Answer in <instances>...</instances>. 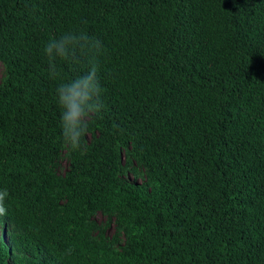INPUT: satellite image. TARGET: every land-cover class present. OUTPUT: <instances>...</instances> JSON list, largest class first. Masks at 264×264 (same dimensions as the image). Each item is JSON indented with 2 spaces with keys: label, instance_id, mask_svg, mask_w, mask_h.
I'll return each instance as SVG.
<instances>
[{
  "label": "trees",
  "instance_id": "obj_1",
  "mask_svg": "<svg viewBox=\"0 0 264 264\" xmlns=\"http://www.w3.org/2000/svg\"><path fill=\"white\" fill-rule=\"evenodd\" d=\"M70 29L104 43L77 154L42 55ZM0 60V264H264V0H0Z\"/></svg>",
  "mask_w": 264,
  "mask_h": 264
},
{
  "label": "clouds",
  "instance_id": "obj_2",
  "mask_svg": "<svg viewBox=\"0 0 264 264\" xmlns=\"http://www.w3.org/2000/svg\"><path fill=\"white\" fill-rule=\"evenodd\" d=\"M42 55L47 60V76L55 84L60 143L71 154L84 153L86 136L105 110V88L99 75L104 43L90 32L70 29L48 35ZM68 68L83 71L66 75ZM11 201V189L0 186V216L8 214Z\"/></svg>",
  "mask_w": 264,
  "mask_h": 264
},
{
  "label": "rangeland",
  "instance_id": "obj_3",
  "mask_svg": "<svg viewBox=\"0 0 264 264\" xmlns=\"http://www.w3.org/2000/svg\"><path fill=\"white\" fill-rule=\"evenodd\" d=\"M4 74H5V65H4V63L0 60V83H1V81H2V79H3V77H4ZM60 164H61V172H65L66 171V169L68 168V159L67 158H64L61 162H60ZM126 179H128V180H139V178H135V176L132 174V173H129V175H127L126 176ZM94 219L97 221V222H99V223H104V222H106V221H108V217H107V215H105V214H103V213H97L95 216H94ZM2 228H3V225H2V223H0V237H2L3 238V232H2ZM115 232H116V230H115V227H114V225H111V226H109L108 228H106V231H105V233L108 235V236H110V237H112L114 234H115ZM4 238H6V240H7V237H5L4 236ZM121 239H122V241L124 242V240H125V238H124V235H121ZM123 242H121V243H123Z\"/></svg>",
  "mask_w": 264,
  "mask_h": 264
}]
</instances>
